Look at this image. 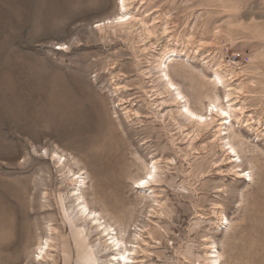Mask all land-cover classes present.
I'll use <instances>...</instances> for the list:
<instances>
[{"label": "rangeland", "instance_id": "rangeland-1", "mask_svg": "<svg viewBox=\"0 0 264 264\" xmlns=\"http://www.w3.org/2000/svg\"><path fill=\"white\" fill-rule=\"evenodd\" d=\"M120 1L0 0V264H37L50 225L59 264L63 243L71 264H94L91 253L97 264H132L120 253L139 234L145 264H204L208 248L219 264H264V0H130L150 29L166 23L171 39L192 37L188 53L204 43L169 68L197 112L216 95L227 107L214 71L236 70L248 120L232 117L218 137L215 128L196 136L156 92L162 83L143 49L165 38L102 37L97 24L117 16ZM156 158L160 205L135 183ZM74 173L87 182L80 191ZM78 195L121 239L119 250L78 215Z\"/></svg>", "mask_w": 264, "mask_h": 264}, {"label": "bare ground", "instance_id": "bare-ground-1", "mask_svg": "<svg viewBox=\"0 0 264 264\" xmlns=\"http://www.w3.org/2000/svg\"><path fill=\"white\" fill-rule=\"evenodd\" d=\"M130 7H131L130 0H121L119 2V7H118L119 13H118V15L115 16L114 18H107V19L99 21L97 24V28L100 30V33H101L103 38L108 36L109 30H113L115 33L125 34L128 37L138 36L139 40H140L139 42H145V44H147L146 43L147 40H149L151 42L156 40V42H157V41H160L163 38H165V40L163 41L164 43L157 42L158 45L161 44L160 49L155 48L153 51H150V50H148L149 48L147 46H145L143 50L145 52L147 61L148 62L150 61V63H151L150 65L157 69V72L159 74L158 80L162 83V88L160 89L158 87L156 89V92L161 96L162 101L171 103V106L176 109V113H177L178 117L180 116L182 118V120L184 122L183 124H185V122L191 124L194 127L193 132L196 136H199V135L201 136L202 133L210 130L211 128H215V135L218 134L217 135V137H218L219 134L221 133L223 126L226 123H230V126H232L231 125L232 117L235 118L237 123H239V124H243L244 122H247L248 119L246 120L244 107L242 104L237 103V100H239L238 97L236 99L237 94H235V93L239 94V91L242 89V87H241L242 85L239 86L238 84H235V82H234L233 78L237 74V72L234 68L226 67L225 65L221 64L220 67L216 68L214 71V74H215L214 80L216 81V84H219L220 86L224 87V90H225L224 93H225V97H226V106L227 107H223L224 105L222 106V103H221V105L215 103L216 101H219V99H220L219 95H216V97H215L216 100L213 101L214 103L212 102V104H210L211 105L210 108L208 107L206 109V112H207L206 114L197 112L196 110H194L191 107L189 100L186 98V95L183 93L180 85L174 80L169 68H170V63L179 61L180 57L185 56V57H187V59H191L192 57L196 56L198 53H200L199 50H200L201 44L204 45V43L201 41L200 42L198 41L199 43L197 44V42H196V46H195L196 49H193V50L191 49V53H188L185 50V48H186L185 46H187L189 43H193L192 37H188L186 39V41L175 38V37L171 39L170 34L168 33V26L166 25V23L163 24L160 29L157 28L156 30H154L155 28L154 29L151 28V29H153V30H151L150 27L146 23L145 17L141 16L140 14H138L134 11H132V8H130ZM179 43H182V45H179ZM185 43H186V45H185ZM152 45L155 46V43L153 42ZM198 47H199V49H198ZM181 60H183V59H181ZM183 61H185V60H183ZM216 84H215V86H216ZM176 113H174V114L176 115ZM248 126L252 127L251 124H248ZM185 128L187 129L188 127H185ZM81 129H83V127H81L80 130ZM188 130L189 129H187V131ZM183 131H185V130H183ZM100 133H102V131H101V128L99 127L98 129L95 130L94 141L98 140L95 137H98L100 135ZM186 133L188 134V132H186ZM220 135H222V134H220ZM221 138L219 137L218 139H221ZM223 143H225V142H223ZM227 144H230L229 148L233 152H235L234 146L231 145V143H227ZM91 146H92V144H91ZM230 149H228V150H230ZM89 152H91V150ZM228 154H229V151H228ZM108 156H110V155H108ZM235 156H237V154H235ZM58 157H59V161L61 162L62 156L59 155ZM227 157L230 158L231 154H229V156H227ZM105 158H107V157H105ZM234 160L235 159H233L232 162H235ZM95 161H96V159H95ZM162 162H161V159L158 160L156 158V160L153 163V166L151 168H149V167L147 168L146 176L136 180V182H135L137 184V187L142 189L141 193H143V191H148V192L151 191L153 194V198L156 200V203H158V205H160V200L156 194L155 189L153 188L154 187L153 185H155L156 183H159L161 181V179L159 178V174L163 172ZM239 165L234 166V164H233V166L235 168L233 173L238 177L244 178L245 180H251L252 179L251 173H249V172L246 173L244 170L238 168ZM101 168H99V169H101ZM108 170H109V168H108ZM111 171H112V169H111ZM104 173H106V171ZM74 175H76V176L71 179V183L77 185L76 191H80L81 187H86L87 182L85 181V178L81 177V175H77L75 173H74ZM82 198H84L83 195H78V197L76 199L77 200L78 215L83 217V218L85 217L86 218V219L84 218L85 220H90V222H92V224H94V226H95L96 230L98 231V233L100 234V236L101 235L105 236V237L108 236V237H106L105 242H104V245L106 246L105 248L109 247L112 249L115 248V249L119 250L120 247L122 246V245L120 246V244L122 243L121 239H119L112 232L111 226L101 222L102 221V220H100L101 215L98 217L97 216V210L91 208L86 201H82ZM216 212H218V211H215V213ZM218 214H216V215H218ZM156 226H159V225L156 224ZM154 232H156L155 229L147 230V234L149 236H153ZM50 233H51V235H49V237H47L45 241H42V239H38V249L40 250V252L38 253V256L36 259L37 264H59L58 257L54 253V251L57 250V246L54 243V239H55V236L57 235L58 231H56V228H53L50 225ZM145 236H146V234H145ZM137 237H139V238H138L136 246L134 245V247L132 248V251H129V252L127 251L129 254L128 256H126L125 253H120V251H119V253L123 256V258H125V260L128 263L131 262L132 264H145L146 262H144V256L143 255L147 252L148 246L147 247L145 246L146 240H145L144 234H139ZM119 253H117V254L119 255ZM62 254H63V264H71V259H70L71 251H70L69 247L66 246L64 243L62 244ZM117 254H115V256L112 260H118ZM220 256L221 255L218 253V251L211 250V248H208V250L206 251L205 259H204V261H205L204 264H219ZM96 258L97 257L92 253L90 254V258L87 257V259L92 261L94 264L98 263V260ZM108 264H113V262L111 261Z\"/></svg>", "mask_w": 264, "mask_h": 264}]
</instances>
